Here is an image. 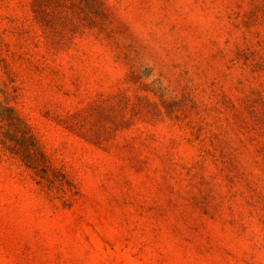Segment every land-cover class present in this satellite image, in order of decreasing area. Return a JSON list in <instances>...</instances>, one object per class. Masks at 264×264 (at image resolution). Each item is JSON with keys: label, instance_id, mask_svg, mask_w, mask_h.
<instances>
[{"label": "rangeland", "instance_id": "obj_1", "mask_svg": "<svg viewBox=\"0 0 264 264\" xmlns=\"http://www.w3.org/2000/svg\"><path fill=\"white\" fill-rule=\"evenodd\" d=\"M0 264H264V0H0Z\"/></svg>", "mask_w": 264, "mask_h": 264}]
</instances>
